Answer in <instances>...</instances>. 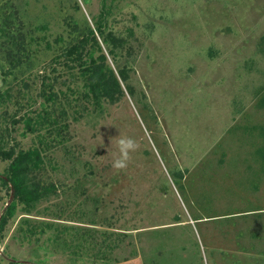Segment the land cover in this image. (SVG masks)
Instances as JSON below:
<instances>
[{"label": "rangeland", "instance_id": "1", "mask_svg": "<svg viewBox=\"0 0 264 264\" xmlns=\"http://www.w3.org/2000/svg\"><path fill=\"white\" fill-rule=\"evenodd\" d=\"M108 1L102 20L101 0H0V149L44 135L33 176L55 191L19 208L0 264H264V0ZM100 22L134 96L94 106L64 52L91 28L106 53ZM45 109L61 138L27 132ZM9 200L0 185V217Z\"/></svg>", "mask_w": 264, "mask_h": 264}, {"label": "trees", "instance_id": "2", "mask_svg": "<svg viewBox=\"0 0 264 264\" xmlns=\"http://www.w3.org/2000/svg\"><path fill=\"white\" fill-rule=\"evenodd\" d=\"M108 2V0H101L102 20L106 19L111 10ZM73 30L74 32L77 31V29ZM95 30L102 39L106 53L95 31L89 28L81 32L78 40L65 50L64 63L70 66L69 62H71L73 63L72 68L78 67L79 78L84 82L82 96L87 102L94 106H101L103 102L116 104L125 95L122 83L126 84L128 82L129 72L125 67L116 72L109 65L108 57L116 61L119 53L124 49L126 41L115 36L112 31L106 33L103 22L98 23ZM125 87L127 92L134 96V88L128 83ZM44 91V102L53 107L58 95L53 91L50 93ZM21 120L15 121V123ZM22 121L29 133L40 132L42 130L40 127H50L52 125V128H55L56 131L54 138H61L60 131L62 128L59 126V130H57L58 119L51 120L47 109L38 112L36 117L27 116ZM38 138L41 147L24 150L12 146L9 149H0V158L4 162H8L4 174L0 176V185L6 189L10 196L5 211L0 217V235L3 234L19 208L27 213L32 212L51 192H55L54 187L43 185L40 179L33 176L43 165L41 148L46 144L44 135L39 133ZM9 264H17V262L10 260Z\"/></svg>", "mask_w": 264, "mask_h": 264}, {"label": "clouds", "instance_id": "3", "mask_svg": "<svg viewBox=\"0 0 264 264\" xmlns=\"http://www.w3.org/2000/svg\"><path fill=\"white\" fill-rule=\"evenodd\" d=\"M113 147V145L111 146ZM137 145L134 139L119 135L116 138L114 159L112 161V167L115 169H123L126 167L130 152L136 149Z\"/></svg>", "mask_w": 264, "mask_h": 264}]
</instances>
